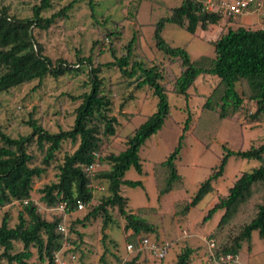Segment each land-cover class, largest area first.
I'll return each instance as SVG.
<instances>
[{
  "label": "rangeland",
  "instance_id": "374dc122",
  "mask_svg": "<svg viewBox=\"0 0 264 264\" xmlns=\"http://www.w3.org/2000/svg\"><path fill=\"white\" fill-rule=\"evenodd\" d=\"M72 1L74 0H49L51 9L43 12L42 16L49 18ZM261 1L264 10V0ZM40 2L41 0H0V9L5 8L10 16L18 19L31 18L32 8ZM182 2L183 0H79L68 12L66 19L57 20L47 31H34L36 40L44 47L45 55L54 62L65 61L78 71L66 73L57 79L47 76L40 84L32 81L0 95V130L10 138L30 135V119L48 133L56 134L73 127L75 110L81 104L82 96L90 92V71L99 69L103 94L111 101L109 115L116 117L118 122L114 125L113 136H100L102 140L99 156L102 159L125 150L127 139L155 112L156 105V98L148 87L136 89L137 76L128 79L122 75L118 66L108 64L124 57L129 41L134 38L133 56L127 69L136 61L145 67L156 66L162 75L160 84L167 94L170 114L161 130L150 137L139 151L143 174L138 175L132 168L125 174L126 180L141 181L143 187L123 186L121 194L128 200L126 211L141 212L155 228L154 234L146 235L148 239L159 244H170L167 256L159 261L146 251L128 255L126 246L133 245L134 249H138L140 242L136 244L132 232L125 230V220L119 215L117 208H109L113 222L108 223L104 229L102 218L90 215L94 207L101 203L102 197L107 195V184L102 180L94 182V188H97L93 191L90 204L67 219L69 229L73 228L75 253L80 257V264H127L137 254L139 264H175L177 256L185 248L193 251L189 264H211L206 241L213 239L216 247H220L234 237L239 228L251 220L254 204L264 193V187L255 189L251 201L240 209L239 215L228 226L219 230L212 228L216 227L217 216L222 211L216 212L206 223L202 220L213 204L206 206L202 212L201 205L198 209H186L201 183L218 169L226 150L246 151L264 144V119L251 118L255 112V103L246 99L238 112L222 119L219 117L220 108L215 104L211 110L204 108L206 98L219 83L215 76H199L187 90V98L176 94L174 83L183 71L181 62L157 50L153 35L160 20L169 18L173 9ZM257 22L258 14L254 12L245 18L238 16L221 19L215 25H208L205 30L198 26L193 35L184 28L165 23L161 37L169 46L184 49L191 60L201 55L214 59L216 53L213 41L226 34L229 29L242 27L258 30ZM88 57L91 58L90 65L77 66L78 59ZM237 90L242 92L240 84H237ZM130 95L132 98H128ZM187 119L188 131H185ZM204 121L209 122V125L204 124ZM182 134V149L175 161L178 174L183 178L182 182L174 186L167 195L159 197V190L164 188L166 178V172L160 164L177 146ZM76 148L77 144L70 141L62 144L47 173L34 180L31 193L34 201L40 203L43 196L41 189L57 181V167L64 156L73 153ZM28 151L33 156L32 165L42 166L44 154L37 145H31ZM258 166L259 162L254 160L228 158L223 175L212 183L214 191L216 189L218 192L215 201L227 195L229 188L243 172ZM108 169L109 165L103 162L97 165L95 172ZM14 204L15 202L13 206L0 209V223L7 213L10 217L8 225L13 227L17 223L21 207ZM41 215L49 218L47 213L42 212ZM22 248L21 243H14L13 253L22 251ZM30 251L33 256L27 262L43 264L39 261L36 249L31 248ZM2 252L0 248V255ZM238 261L239 264H264V241L256 231L251 235L250 245L243 244ZM0 262L7 264L3 258Z\"/></svg>",
  "mask_w": 264,
  "mask_h": 264
},
{
  "label": "trees",
  "instance_id": "16d2710c",
  "mask_svg": "<svg viewBox=\"0 0 264 264\" xmlns=\"http://www.w3.org/2000/svg\"><path fill=\"white\" fill-rule=\"evenodd\" d=\"M78 1L70 2L49 18L42 16L43 12L51 9L49 0H41L39 5L34 6L31 18L18 19L10 16L5 8L0 9V95L32 81H38L40 84L47 76L57 79L66 73L78 71L75 66L71 67L65 61L54 62L45 55L44 47L34 35L35 30L47 31L57 20L66 19L68 12ZM89 4L92 6L91 3ZM220 20V16L202 12L195 0H183L179 7L173 9L169 18L162 19L157 24L153 35L156 49L166 56L179 59L183 68L175 80L174 90L176 94L187 98V90L199 76H215L219 79V83L206 98L204 108L211 110L215 104L220 108L219 117L222 119L238 112L246 99L255 103V112L251 118L264 119L263 31L242 27L236 30L229 29L226 34L213 41L212 45L216 53L214 59L201 55L191 60L184 49L169 46L161 37L165 23L184 28L193 35L198 26L205 30L208 25H215ZM134 41V38L129 41L124 57L117 58L108 65L118 66L122 75L128 79L137 76L136 89L148 87L156 98V105L155 112L148 116L127 139L126 149L119 154H110L102 159L99 156L102 140L100 136H113L114 125L118 124L116 117L109 115L111 101L103 94L102 80L98 76L99 69L90 71V92L82 96V102L75 110L74 125L70 130L50 134L32 119L28 121L32 130L28 136L13 139L0 130V209L13 206L14 202L21 207L17 215V223L13 227L8 225L10 219L8 213L1 220L0 248L3 252L0 260L5 259L7 264H30L27 262L33 256L30 249L35 248L40 262L53 264L52 255L64 240V235L58 231V225L65 222L69 234H72L73 228L69 229L67 219L78 212L79 201L84 202L86 206L90 204L95 181L103 180L107 184V195L102 197L101 203L90 213L92 217L102 218L103 229L108 223L113 222L109 208H117L119 215L125 220V230L132 232L136 244L144 238H149L146 235L155 233V228L141 212L126 211L128 200L121 194L123 186L143 187L141 181L126 180L125 174L131 168L138 175L143 174L139 151L150 137L161 130L170 114L167 94L160 84L162 75L158 68L145 67L140 62L133 61L130 69H127L133 56ZM83 64L90 65L91 58L77 60V66ZM237 84H240L241 93L237 90ZM204 122L209 125V122ZM188 124L189 119L185 121V131H188ZM183 138L184 134L179 137L174 150L160 164L166 172V178L164 188L159 190V197L167 195L174 186L182 182L175 161L182 149ZM66 141L77 144V148L73 153L66 154L57 167V181L41 189L40 193L43 196L40 203L34 201L31 195L34 180L47 173ZM33 144H36L44 154L42 166L32 165L33 156L28 149ZM230 157L254 160L259 162V166L243 172L229 188L227 195L220 197L204 215L202 220L206 223L216 212L222 211L216 230L228 226L239 215L240 209L251 201L255 189L264 187V144L246 151L226 150L220 159L218 169L201 183L186 209L197 208L209 194L213 193L212 183L223 175ZM103 162L109 165L108 170L97 171L93 176L87 173L86 168ZM61 204L65 206L63 213L58 210ZM41 211L47 213L49 218L42 217ZM255 231L264 241V193L254 204L251 220L241 226L234 237L217 247L216 252L238 256L244 243L250 245L251 235ZM16 242L21 243L23 248L22 251L13 253ZM71 242L76 245L75 240ZM192 252L190 248L183 249L177 256L175 264H189ZM138 257L139 254L127 264H139Z\"/></svg>",
  "mask_w": 264,
  "mask_h": 264
},
{
  "label": "built area",
  "instance_id": "2783aa9c",
  "mask_svg": "<svg viewBox=\"0 0 264 264\" xmlns=\"http://www.w3.org/2000/svg\"><path fill=\"white\" fill-rule=\"evenodd\" d=\"M202 12L212 15L220 16L221 19H230L237 16H248L250 13L258 14L257 28L264 32V10L263 2L261 0H195ZM256 23V22H255ZM96 164H93L86 168L87 173L94 175ZM97 188V187H95ZM86 207V204L79 201L77 204V210L82 211ZM58 210L63 213L65 206L61 204ZM66 218V214H64ZM66 220V219H65ZM58 231L64 235V240L61 243L59 249L54 251L52 255L53 264H80L79 257L75 253V245L72 244V234H69L65 222L58 225ZM170 244L167 242L157 243L150 241L148 238H144L139 243V248L134 249L133 245L126 246L127 254L134 252L146 251L150 253L155 259L163 260L167 256ZM206 246L209 254V262L211 264H239L238 256L231 254H219L216 252V242L213 239L206 241Z\"/></svg>",
  "mask_w": 264,
  "mask_h": 264
},
{
  "label": "crops",
  "instance_id": "0c3cea01",
  "mask_svg": "<svg viewBox=\"0 0 264 264\" xmlns=\"http://www.w3.org/2000/svg\"><path fill=\"white\" fill-rule=\"evenodd\" d=\"M242 18H245V16H242ZM182 178V177H181ZM183 179V178H182ZM215 188H217L216 186H215ZM220 194H222L221 192H220ZM217 196H218V192L216 191V189H215V191H213V193H211V194H209L200 204H199V206L201 205V212L202 211H204L205 210V208H206V206H208V205H214L215 203H216V199H217ZM198 206V207H199ZM209 206V207H210ZM198 207L196 208V209H198ZM193 210V209H192ZM221 215H222V213L220 214V215H218L217 216V219H216V223L218 222V220L220 219V217H221ZM218 224V223H217ZM216 225V224H215ZM217 226V225H216ZM216 228V227H215ZM215 228H212V230L213 229H215ZM212 230H210V231H212ZM209 232V231H208Z\"/></svg>",
  "mask_w": 264,
  "mask_h": 264
}]
</instances>
